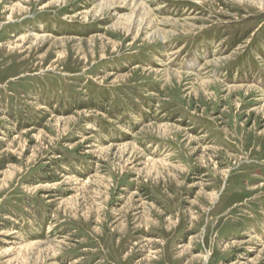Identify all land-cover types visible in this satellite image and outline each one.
Here are the masks:
<instances>
[{
	"label": "rangeland",
	"instance_id": "1",
	"mask_svg": "<svg viewBox=\"0 0 264 264\" xmlns=\"http://www.w3.org/2000/svg\"><path fill=\"white\" fill-rule=\"evenodd\" d=\"M106 1L0 0V264H264V0Z\"/></svg>",
	"mask_w": 264,
	"mask_h": 264
},
{
	"label": "bare ground",
	"instance_id": "2",
	"mask_svg": "<svg viewBox=\"0 0 264 264\" xmlns=\"http://www.w3.org/2000/svg\"><path fill=\"white\" fill-rule=\"evenodd\" d=\"M105 1H106V0H105ZM108 3H109V2H108V0H107V1L104 2V3L101 2L99 6H101L102 4H104V7H105L106 5H108ZM204 261H205V260H204Z\"/></svg>",
	"mask_w": 264,
	"mask_h": 264
}]
</instances>
